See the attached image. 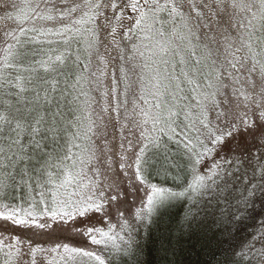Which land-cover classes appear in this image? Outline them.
Listing matches in <instances>:
<instances>
[{
	"label": "rangeland",
	"instance_id": "1",
	"mask_svg": "<svg viewBox=\"0 0 264 264\" xmlns=\"http://www.w3.org/2000/svg\"><path fill=\"white\" fill-rule=\"evenodd\" d=\"M28 27L73 38L69 49L87 56V134L53 211L0 208L4 264L102 261L105 249L134 245L167 194L140 176L163 139L206 144L195 174L203 193L192 198L205 219L228 224L254 207L250 190L264 186V0H0V68ZM254 241L264 264V228Z\"/></svg>",
	"mask_w": 264,
	"mask_h": 264
},
{
	"label": "trees",
	"instance_id": "2",
	"mask_svg": "<svg viewBox=\"0 0 264 264\" xmlns=\"http://www.w3.org/2000/svg\"><path fill=\"white\" fill-rule=\"evenodd\" d=\"M30 28L20 29L0 68V208L42 213L54 210L59 183L69 166H77L80 144L86 143L90 91L82 82L89 60L69 49L73 38H45ZM74 61L78 67L71 69ZM166 143L156 154L145 151L141 160L140 166L150 167L142 169L141 179L167 194L135 244L105 249L102 261L79 256L70 264H257L253 242L264 228V186L251 188L254 207L250 201L234 221L227 224L217 213L205 219L192 198L203 193L195 174L197 151L207 150L206 144L182 149Z\"/></svg>",
	"mask_w": 264,
	"mask_h": 264
}]
</instances>
